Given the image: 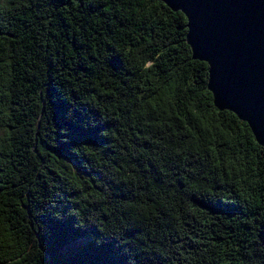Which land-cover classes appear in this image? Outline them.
<instances>
[{
    "label": "trees",
    "instance_id": "16d2710c",
    "mask_svg": "<svg viewBox=\"0 0 264 264\" xmlns=\"http://www.w3.org/2000/svg\"><path fill=\"white\" fill-rule=\"evenodd\" d=\"M186 33L160 0H0V264H264V146Z\"/></svg>",
    "mask_w": 264,
    "mask_h": 264
},
{
    "label": "water",
    "instance_id": "95a60500",
    "mask_svg": "<svg viewBox=\"0 0 264 264\" xmlns=\"http://www.w3.org/2000/svg\"><path fill=\"white\" fill-rule=\"evenodd\" d=\"M160 1L186 16V41L208 64L214 105L247 122L264 146V0Z\"/></svg>",
    "mask_w": 264,
    "mask_h": 264
}]
</instances>
